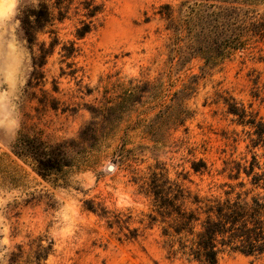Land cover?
<instances>
[{
	"label": "rangeland",
	"instance_id": "obj_1",
	"mask_svg": "<svg viewBox=\"0 0 264 264\" xmlns=\"http://www.w3.org/2000/svg\"><path fill=\"white\" fill-rule=\"evenodd\" d=\"M39 1L0 0V264L17 246L37 243L52 244L43 264H189L167 256L157 228L139 224L150 202L134 178L163 169L206 191L224 159L247 154L246 142L233 148L221 139L223 131L241 128L215 102L227 92L264 118V101L251 98L248 77L258 75L264 85V44L209 63L199 27L217 0H94L102 13L79 40L85 18L83 0H75L51 27L59 44L31 80L32 55L19 19ZM249 4L230 5L264 14V1ZM52 38L41 33L37 44L48 46ZM70 43L75 52L65 58L62 46ZM21 136L46 148L64 146L75 165L42 177L31 158L17 154ZM201 159L211 174L193 173ZM117 214L130 217L136 240L107 227ZM220 264H264V257L225 256Z\"/></svg>",
	"mask_w": 264,
	"mask_h": 264
},
{
	"label": "trees",
	"instance_id": "obj_2",
	"mask_svg": "<svg viewBox=\"0 0 264 264\" xmlns=\"http://www.w3.org/2000/svg\"><path fill=\"white\" fill-rule=\"evenodd\" d=\"M75 0H55L48 6L43 0L20 13V29L23 39L32 55L33 73L31 80H38L47 59L59 44L51 27L65 19L67 10ZM220 5H208L212 10L200 28L203 45L206 46L207 61L214 63L225 60L236 52L264 44V14L259 18L253 12L233 5H250L264 0H217ZM246 1V2H245ZM84 20L79 22L75 37L83 39L93 29V19L102 13V6L94 0L80 2ZM48 33L53 38L48 46L37 44L39 34ZM63 57L70 58L75 52L74 44L62 46ZM264 62V58H259ZM252 85L250 96L263 102L259 76L248 73ZM215 104L221 103L225 118L241 132L223 131L221 139L226 145L246 142L247 154L241 158L230 156L215 170L217 178L209 182L207 190H192L183 182L172 180L163 169L135 177L138 193L150 202L149 211L139 221L145 229L157 228L162 248L169 258H178L189 264H220L225 256L241 255L246 258L264 257V118L253 110L252 103L245 105L227 92L217 94ZM95 126H88L93 130ZM17 154L31 158L42 177L75 164L72 151L62 145L46 148L37 138L21 136L14 145ZM233 148H235L233 146ZM263 150L258 154L257 151ZM249 155V157H247ZM194 174H211V168L204 160L191 165ZM186 180V176L183 177ZM98 207V206H97ZM93 202L86 203V209L93 213L97 208ZM101 218L107 212L100 210ZM107 227H118L126 240H136L138 229L130 230L128 222L121 215H113ZM52 252V244H32L28 250L17 246L8 255L7 264H43Z\"/></svg>",
	"mask_w": 264,
	"mask_h": 264
}]
</instances>
